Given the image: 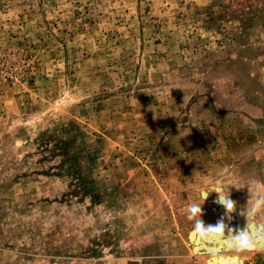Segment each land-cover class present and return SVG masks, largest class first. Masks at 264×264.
<instances>
[{
  "label": "rangeland",
  "instance_id": "rangeland-1",
  "mask_svg": "<svg viewBox=\"0 0 264 264\" xmlns=\"http://www.w3.org/2000/svg\"><path fill=\"white\" fill-rule=\"evenodd\" d=\"M256 183L264 0H0V264H209Z\"/></svg>",
  "mask_w": 264,
  "mask_h": 264
},
{
  "label": "clouds",
  "instance_id": "clouds-1",
  "mask_svg": "<svg viewBox=\"0 0 264 264\" xmlns=\"http://www.w3.org/2000/svg\"><path fill=\"white\" fill-rule=\"evenodd\" d=\"M213 192L216 193L214 202L225 211L215 224H205L202 219V206ZM249 192L250 199L246 209L240 213L246 219L244 229H233L229 226L236 202L231 199L229 190L225 194L223 186L205 188L199 192L202 203L193 202L187 205L186 218L191 222L190 236L194 235L202 244L210 247L209 264H220L225 251L233 253L234 259H240L241 255L247 253L264 252V186L256 183L254 190L250 187ZM258 219L262 222L258 223Z\"/></svg>",
  "mask_w": 264,
  "mask_h": 264
},
{
  "label": "trees",
  "instance_id": "trees-1",
  "mask_svg": "<svg viewBox=\"0 0 264 264\" xmlns=\"http://www.w3.org/2000/svg\"><path fill=\"white\" fill-rule=\"evenodd\" d=\"M62 155H63L64 158H63V161L61 163V166L66 168L70 172H74L75 171V167L72 166L73 160H70V158L68 157V153L65 150L62 151ZM70 172H69V174H72ZM82 188L83 189H81V190H84L85 185H83ZM85 190H87V189H85Z\"/></svg>",
  "mask_w": 264,
  "mask_h": 264
},
{
  "label": "bare ground",
  "instance_id": "bare-ground-1",
  "mask_svg": "<svg viewBox=\"0 0 264 264\" xmlns=\"http://www.w3.org/2000/svg\"><path fill=\"white\" fill-rule=\"evenodd\" d=\"M233 229H235L234 227H232ZM226 235H227V233H226ZM200 243V242H199ZM201 249V248H200ZM208 250L210 251L211 249H210V247L208 248ZM229 253H231V252H227V251H225L224 252V256L225 255H228ZM209 260V259H208ZM221 263L220 264H246V260H245V257H243V255H241V257H240V259H234V260H232V259H229V260H226L225 258L222 260V261H220Z\"/></svg>",
  "mask_w": 264,
  "mask_h": 264
},
{
  "label": "crops",
  "instance_id": "crops-1",
  "mask_svg": "<svg viewBox=\"0 0 264 264\" xmlns=\"http://www.w3.org/2000/svg\"><path fill=\"white\" fill-rule=\"evenodd\" d=\"M232 214H234V213H232ZM231 223H234V221H231ZM185 264H198V263L194 259L189 258V259H187V261H185Z\"/></svg>",
  "mask_w": 264,
  "mask_h": 264
},
{
  "label": "water",
  "instance_id": "water-1",
  "mask_svg": "<svg viewBox=\"0 0 264 264\" xmlns=\"http://www.w3.org/2000/svg\"><path fill=\"white\" fill-rule=\"evenodd\" d=\"M189 236H190V233H189ZM221 263V262H220Z\"/></svg>",
  "mask_w": 264,
  "mask_h": 264
}]
</instances>
